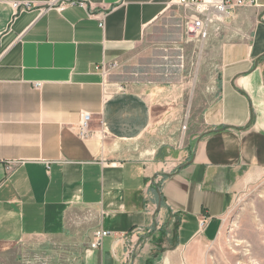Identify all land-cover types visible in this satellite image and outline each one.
I'll list each match as a JSON object with an SVG mask.
<instances>
[{"label":"crops","instance_id":"obj_1","mask_svg":"<svg viewBox=\"0 0 264 264\" xmlns=\"http://www.w3.org/2000/svg\"><path fill=\"white\" fill-rule=\"evenodd\" d=\"M245 1L189 85L164 57L195 40L178 0H0V264L203 263L264 168V0ZM195 87L213 96L188 120L166 94Z\"/></svg>","mask_w":264,"mask_h":264},{"label":"rangeland","instance_id":"obj_2","mask_svg":"<svg viewBox=\"0 0 264 264\" xmlns=\"http://www.w3.org/2000/svg\"><path fill=\"white\" fill-rule=\"evenodd\" d=\"M200 45L195 39L187 49L185 45L179 46L178 52L169 51L164 55L168 66L178 70L173 77L177 84L185 76H188V84L193 82L202 56ZM208 64L212 76L214 66L212 62ZM196 87L192 92L166 94L170 104H174L177 97H180L184 117L187 116L188 120L197 118L213 96L209 91L198 93ZM165 103L162 106H166ZM165 249L163 245L157 252V263H160ZM202 264H264V168L247 173L245 184L235 193L232 205L223 217L218 237L205 249Z\"/></svg>","mask_w":264,"mask_h":264},{"label":"built area","instance_id":"obj_3","mask_svg":"<svg viewBox=\"0 0 264 264\" xmlns=\"http://www.w3.org/2000/svg\"><path fill=\"white\" fill-rule=\"evenodd\" d=\"M180 6L194 11L191 18V28L193 38L198 41H206L209 37V32L212 26L219 21H222L227 14L237 8L251 6V2L245 0H178ZM14 9H18V4H13ZM117 67L116 63H103L96 66L95 70L100 71L103 76H106L110 71ZM91 116L84 114L81 120L79 134L81 138H86L89 134ZM186 127H183V130ZM207 218L203 217L199 221V229L203 230L207 224ZM110 235L106 231H97L94 235L91 249L101 247L103 240Z\"/></svg>","mask_w":264,"mask_h":264},{"label":"water","instance_id":"obj_4","mask_svg":"<svg viewBox=\"0 0 264 264\" xmlns=\"http://www.w3.org/2000/svg\"><path fill=\"white\" fill-rule=\"evenodd\" d=\"M160 208H161V197L158 196L157 213L160 211Z\"/></svg>","mask_w":264,"mask_h":264}]
</instances>
